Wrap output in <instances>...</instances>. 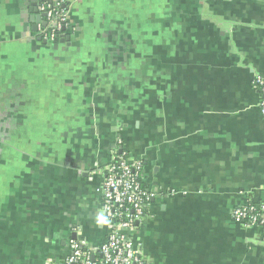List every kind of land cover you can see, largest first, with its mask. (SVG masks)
<instances>
[{
    "label": "crops",
    "instance_id": "1",
    "mask_svg": "<svg viewBox=\"0 0 264 264\" xmlns=\"http://www.w3.org/2000/svg\"><path fill=\"white\" fill-rule=\"evenodd\" d=\"M0 0V264H48L104 227L95 191L116 140L155 197L146 264H264V0Z\"/></svg>",
    "mask_w": 264,
    "mask_h": 264
},
{
    "label": "built area",
    "instance_id": "2",
    "mask_svg": "<svg viewBox=\"0 0 264 264\" xmlns=\"http://www.w3.org/2000/svg\"><path fill=\"white\" fill-rule=\"evenodd\" d=\"M40 11L46 18V27L40 32L45 42L51 43L69 32V13L60 1H44ZM251 83L259 89L258 108L264 116V77L255 75ZM120 142L116 140L95 189L100 202L99 220L105 229L101 240L91 250L83 240L72 239L69 254L48 264H146L135 234L156 193L146 183L141 160L128 156ZM232 218L246 227L264 226V205L236 207Z\"/></svg>",
    "mask_w": 264,
    "mask_h": 264
},
{
    "label": "water",
    "instance_id": "3",
    "mask_svg": "<svg viewBox=\"0 0 264 264\" xmlns=\"http://www.w3.org/2000/svg\"><path fill=\"white\" fill-rule=\"evenodd\" d=\"M64 40H68V36H66L65 38H56V39H54V42L55 43H57V42H63Z\"/></svg>",
    "mask_w": 264,
    "mask_h": 264
},
{
    "label": "trees",
    "instance_id": "4",
    "mask_svg": "<svg viewBox=\"0 0 264 264\" xmlns=\"http://www.w3.org/2000/svg\"><path fill=\"white\" fill-rule=\"evenodd\" d=\"M47 2H50V1H47ZM58 34H60V33H56L55 35H58ZM57 37H59V35L57 36ZM255 87V86H254ZM256 89H257V92L259 91V89L257 88V87H255Z\"/></svg>",
    "mask_w": 264,
    "mask_h": 264
}]
</instances>
